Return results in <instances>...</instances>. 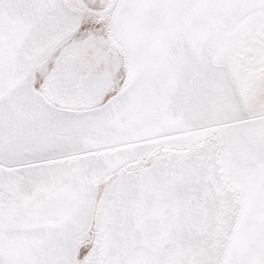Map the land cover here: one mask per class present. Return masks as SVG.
I'll use <instances>...</instances> for the list:
<instances>
[{
  "label": "snow or ice",
  "instance_id": "snow-or-ice-1",
  "mask_svg": "<svg viewBox=\"0 0 264 264\" xmlns=\"http://www.w3.org/2000/svg\"><path fill=\"white\" fill-rule=\"evenodd\" d=\"M0 264H264V0H0Z\"/></svg>",
  "mask_w": 264,
  "mask_h": 264
}]
</instances>
